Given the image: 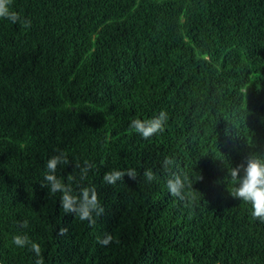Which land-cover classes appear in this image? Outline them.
Instances as JSON below:
<instances>
[{
	"label": "trees",
	"instance_id": "trees-1",
	"mask_svg": "<svg viewBox=\"0 0 264 264\" xmlns=\"http://www.w3.org/2000/svg\"><path fill=\"white\" fill-rule=\"evenodd\" d=\"M30 27L0 18V264H264V222L228 173L264 159V0H12ZM168 113L144 139L133 119ZM94 187L89 225L44 183ZM173 160L170 169L163 160ZM92 167L84 181L80 169ZM135 169L114 185L104 174ZM152 169L157 179L143 175ZM188 177L194 199L166 187ZM202 176V179H198ZM27 220V228L22 222ZM61 228H67L64 235ZM114 237L102 246L97 238Z\"/></svg>",
	"mask_w": 264,
	"mask_h": 264
},
{
	"label": "clouds",
	"instance_id": "clouds-1",
	"mask_svg": "<svg viewBox=\"0 0 264 264\" xmlns=\"http://www.w3.org/2000/svg\"><path fill=\"white\" fill-rule=\"evenodd\" d=\"M11 2L12 0H0V18L8 19L14 24L19 22L24 27H30L31 21L23 19L19 13L11 10ZM168 119V113L161 110L158 115L150 119H133L129 126L144 139H148L159 132H163ZM69 163L71 162L68 160L65 152H59L50 157L46 162L44 183L41 184V187H47L50 194H56L58 192L61 194L60 206L65 213L74 214L81 221L87 220L89 225L94 226L96 224V217L102 215L105 211L99 201L95 188L86 186L80 187L79 192L76 193L73 188V182L76 179L74 175H68L67 183L56 175L58 166H67ZM172 165L173 160L165 157L162 167L168 170ZM74 167L80 169V181H84L87 178L89 170L94 167V165L85 160L83 166L76 163ZM126 174L133 180L137 178L135 169H128L126 172L113 169L106 172L103 179L106 183L114 185ZM143 175L149 182L157 179L152 169L145 170ZM228 175L231 184L234 186L230 194L234 198L249 203L252 207L251 214L253 218L264 222V159L250 155L244 163L233 167ZM202 178V176H199L198 179ZM187 181L188 177L186 175L173 172L170 178L167 179V190L173 197L178 198L180 201H185L190 198L194 199V197L189 196L187 191L190 187ZM27 226L28 221H23L21 227L27 228ZM66 232L67 228H61L59 230L60 235H64ZM113 239L114 237L110 233H105L103 238H97L98 243L102 246L109 245ZM12 243L19 248L30 245L31 250L38 257L36 264H44L40 245L31 241L27 234L18 233L14 235L12 237Z\"/></svg>",
	"mask_w": 264,
	"mask_h": 264
}]
</instances>
